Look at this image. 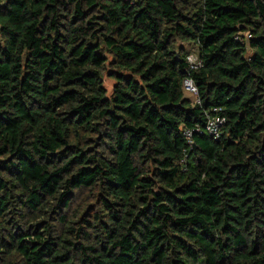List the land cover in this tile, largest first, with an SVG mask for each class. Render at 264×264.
<instances>
[{"label": "trees", "instance_id": "trees-1", "mask_svg": "<svg viewBox=\"0 0 264 264\" xmlns=\"http://www.w3.org/2000/svg\"><path fill=\"white\" fill-rule=\"evenodd\" d=\"M0 264H264V0H0Z\"/></svg>", "mask_w": 264, "mask_h": 264}, {"label": "built area", "instance_id": "built-area-1", "mask_svg": "<svg viewBox=\"0 0 264 264\" xmlns=\"http://www.w3.org/2000/svg\"><path fill=\"white\" fill-rule=\"evenodd\" d=\"M127 1V0H126ZM248 38L249 36L246 35ZM186 61L189 65L190 70H196L201 67V61L196 52L189 54L186 57ZM183 90L187 95H190L193 98V102L198 104L197 100V89L193 84L192 80L186 78L182 83ZM222 110L220 108H215L212 110L211 114L206 115V121L203 126H196L193 129H184L183 136L186 139L187 145H193V137L197 134H204L211 137L214 140H217L221 135V130L225 125L226 119L221 115Z\"/></svg>", "mask_w": 264, "mask_h": 264}, {"label": "rangeland", "instance_id": "rangeland-1", "mask_svg": "<svg viewBox=\"0 0 264 264\" xmlns=\"http://www.w3.org/2000/svg\"><path fill=\"white\" fill-rule=\"evenodd\" d=\"M188 50L191 51L193 50V47L189 46ZM192 53V52H191ZM114 85V82L112 80H109L106 76L104 77V86L107 89L108 94L111 93L112 87ZM80 196L77 198V201L74 202L72 208L77 206L78 204L81 205L82 207L88 206L92 204V199H90L88 196L89 194L87 192H82L79 194ZM79 199V200H78Z\"/></svg>", "mask_w": 264, "mask_h": 264}]
</instances>
